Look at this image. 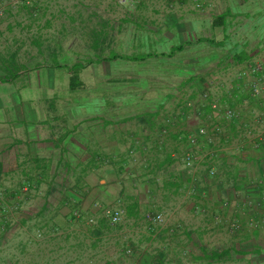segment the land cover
Here are the masks:
<instances>
[{
  "label": "crops",
  "instance_id": "1",
  "mask_svg": "<svg viewBox=\"0 0 264 264\" xmlns=\"http://www.w3.org/2000/svg\"><path fill=\"white\" fill-rule=\"evenodd\" d=\"M43 21L55 31H0V214L20 200V263H108L110 208L137 234L163 213L147 240L186 264H264V140L244 132L264 127V94L235 88L264 51V0H81Z\"/></svg>",
  "mask_w": 264,
  "mask_h": 264
},
{
  "label": "rangeland",
  "instance_id": "2",
  "mask_svg": "<svg viewBox=\"0 0 264 264\" xmlns=\"http://www.w3.org/2000/svg\"><path fill=\"white\" fill-rule=\"evenodd\" d=\"M5 1L0 0L1 3H5ZM80 7L81 0H33V5H6L3 15H0V31L9 32L7 33L9 36L16 35L15 33L18 32L52 33L56 29L54 28L56 22L53 21L51 25H45L43 19L46 15L63 16L67 13L80 11ZM30 16L35 21L34 25H29ZM136 56L139 57L140 55ZM9 200L11 199L4 197L3 203L8 201L9 206ZM17 202H13L11 211L4 210L0 214V264H21L20 240L23 233L20 231V200ZM96 219V224L102 226L104 255L106 259L109 258L110 260L105 264H164V262L165 264H186V257H189L188 254L192 253L190 251L187 255L182 252L177 253L176 248L172 251L170 248L167 250L160 240L148 241L147 239H151V237L147 238L146 234L151 236L153 234L149 230L150 233L147 232L146 234L144 232L132 233L131 228L133 226L126 216L123 217L120 223L112 225L105 217H103L104 221L99 220V217ZM9 227L13 228L11 233L14 236L12 237L5 234L8 232ZM42 237L40 234L34 236L35 239ZM29 239L31 240V237ZM178 255V259H174ZM168 257L171 259L169 262Z\"/></svg>",
  "mask_w": 264,
  "mask_h": 264
},
{
  "label": "built area",
  "instance_id": "3",
  "mask_svg": "<svg viewBox=\"0 0 264 264\" xmlns=\"http://www.w3.org/2000/svg\"><path fill=\"white\" fill-rule=\"evenodd\" d=\"M20 4L33 5V0H6L5 3L0 2V15H3L4 9H5L4 7H6V5H20ZM196 7L202 8V3L197 2ZM248 76L252 77L251 83H249L251 96L255 98L263 96L264 94V51L262 52L261 55H259V57L254 62L248 64L247 69H243L242 71H239V74L237 76L238 83L235 86L237 91L241 89V81L245 80V78ZM208 97H209L208 92H205L204 98H208ZM247 103L248 102L246 101V104ZM212 108L216 112H220L225 117V119L229 121L236 122L241 116V113L237 108L232 107L230 105L222 106L221 103L215 100L212 103ZM215 129L216 127L214 128V130L212 129L209 131L208 127L206 126L199 127L197 135L190 137L189 139L190 144L197 145L199 141V137H205L208 134L213 135ZM244 132L249 142L252 141L255 146H258L259 143L261 144V142L264 140V127L261 128V130H259L258 132H255L254 129H252L251 127L245 126ZM183 163H184L185 168L189 169L190 171L196 172L197 167H198L196 153H194L193 151L186 152L183 157ZM216 174H217V171L214 167L209 169V176H215ZM24 189L27 190V187H25ZM104 215L111 224H118L123 219L124 212L122 209L108 208V209H105ZM165 220H166L165 215L163 213H156V214L148 213L146 215V221L151 224V227L149 228L151 232L155 230V225L164 224ZM89 223H94V219H89ZM261 224H262V221L258 219L257 217H252L250 219V225L253 227H259ZM238 227L239 225L237 223H233L231 225V228L233 230L237 229Z\"/></svg>",
  "mask_w": 264,
  "mask_h": 264
}]
</instances>
